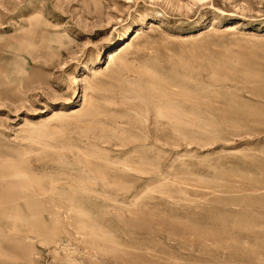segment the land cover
Returning <instances> with one entry per match:
<instances>
[{"label":"rangeland","instance_id":"374dc122","mask_svg":"<svg viewBox=\"0 0 264 264\" xmlns=\"http://www.w3.org/2000/svg\"><path fill=\"white\" fill-rule=\"evenodd\" d=\"M171 115L176 145L135 149ZM3 160L0 264H264V0H0Z\"/></svg>","mask_w":264,"mask_h":264},{"label":"bare ground","instance_id":"6f19581e","mask_svg":"<svg viewBox=\"0 0 264 264\" xmlns=\"http://www.w3.org/2000/svg\"><path fill=\"white\" fill-rule=\"evenodd\" d=\"M34 13H35L34 11L30 12V17L28 19L31 22L30 23V29L31 30H35L37 28H42L41 27L42 23L45 22V20L38 18L39 17L38 14H34ZM240 25L241 24L238 22H234L232 24L230 23L229 25H227L225 27V29L223 31L234 33L237 31V29H238V27H240ZM155 27H158V26H155V24H153V23L150 25L151 30H153V28H155ZM210 29L212 30L213 28H210ZM128 31L130 32V29H128L126 31V33H129ZM206 33H207L206 31H200L199 33L198 32L191 33L190 35L185 36V39L187 41H195L201 37H204ZM132 34H133V37L129 41L125 42L124 44L119 46V48H116L109 53V55L107 56L108 57V63L106 64L105 67H103L101 69L94 68V67L90 68V70H89L90 75H85L82 78V81L85 84V87H84L85 93L88 92L89 89L94 90L97 88V86L101 82V79H100L101 76H103L107 73H111V72L114 73V72L118 71L119 69H121L122 67H125L128 64V62L130 61V59H132V57L135 56L134 51L136 50V43L140 40H144L147 37V33H146L145 29L140 26L139 28L135 29ZM258 34L260 35V33H257V35ZM213 75H215V73H213ZM164 81H165L164 79L158 78L155 75L147 77V79L143 80L142 84L139 86V90L137 91V94L139 96L147 97V95H149L153 91H158L160 88V84L165 83ZM111 104H112V102H111ZM77 112H79V109L65 110V109L61 108V109L55 110V112L52 115L48 116L47 118H42L44 120L40 121V124L43 125V123H45L47 121L56 120L57 123H55V125L58 127H61L64 123H66L68 121V119H71L72 115H75ZM159 117H160V115H159ZM203 118H204V116H201L200 120L203 121L204 120ZM178 121H179V123H183L184 125L185 124L187 125V129H184V134H193V131H194V128H193L194 123L193 122L183 120V119H180ZM176 124H178V123H177V119H175L174 115H171L169 117L168 116L165 117L164 125L155 123L154 130H153V138L152 139L145 138L144 143L139 144L135 149H142V148H146L147 146H157L156 141H162V142L164 141V143L176 145L177 138L172 133V129L174 128V126H176ZM152 158L155 159V161L159 160L160 154H153ZM6 162H7V160L0 161V166L5 167ZM4 178H5V176H3V179ZM1 182H0V194H3L5 191H8L7 193L9 195L19 193L20 189L19 190L17 189L18 191L15 189H10V187L17 186L16 183L14 184V182H12V181H7V184L9 186L3 189L1 187ZM21 183H22V181L19 184H21ZM1 197L2 196H0V203H1V199H2ZM29 198H31V196ZM31 203L36 204V199L31 198ZM8 211L9 210H7L6 208L2 209V207L0 206V214H3L4 212H8Z\"/></svg>","mask_w":264,"mask_h":264}]
</instances>
